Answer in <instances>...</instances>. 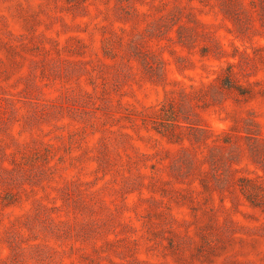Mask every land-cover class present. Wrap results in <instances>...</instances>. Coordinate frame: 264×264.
Masks as SVG:
<instances>
[{"label":"rangeland","instance_id":"1","mask_svg":"<svg viewBox=\"0 0 264 264\" xmlns=\"http://www.w3.org/2000/svg\"><path fill=\"white\" fill-rule=\"evenodd\" d=\"M0 264H264V0H0Z\"/></svg>","mask_w":264,"mask_h":264}]
</instances>
